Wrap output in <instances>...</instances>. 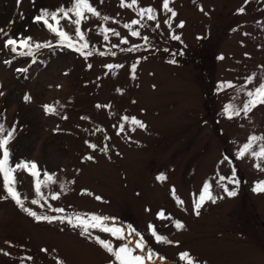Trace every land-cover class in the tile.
<instances>
[{"label": "rangeland", "instance_id": "374dc122", "mask_svg": "<svg viewBox=\"0 0 264 264\" xmlns=\"http://www.w3.org/2000/svg\"><path fill=\"white\" fill-rule=\"evenodd\" d=\"M89 3L101 17L85 13L83 41L74 14L60 19L74 43L67 48L34 17L67 10L74 0H0V124L15 128L10 166L34 162L43 182L37 193L28 171L15 174L24 207L38 215L79 214L89 223L92 216L108 219L87 233L67 221H37L7 195L0 174V264H115L96 237L114 248L128 244L144 264H188L180 259L184 252L193 264H264V193L253 191L264 181V160L251 150L238 158L250 136L264 137V105L231 119L225 112L227 105L242 109L247 92L264 83V0H170L175 17L163 0L132 7L121 0ZM148 7L155 20L139 15ZM28 37L29 55L22 54L29 48L5 47L9 38ZM85 41L81 54L75 48ZM46 105L55 111L46 112ZM131 117L146 127L132 125ZM45 173L51 181L44 182ZM233 174L238 185L228 183ZM161 175L166 179L158 180ZM205 183L217 199L206 200L197 214L194 201ZM222 184L237 195L227 196ZM176 221L184 227L177 229ZM149 225L170 243L158 242ZM103 226L121 228L123 238ZM141 237L143 251L135 247Z\"/></svg>", "mask_w": 264, "mask_h": 264}, {"label": "snow or ice", "instance_id": "6c2138e0", "mask_svg": "<svg viewBox=\"0 0 264 264\" xmlns=\"http://www.w3.org/2000/svg\"><path fill=\"white\" fill-rule=\"evenodd\" d=\"M18 2H19V0H18ZM246 2H247V0H246ZM136 3H137V0H131V4L125 5L124 0H121V6L122 7H124V6L132 7V6L136 5ZM169 3H170V0H163V8L166 11L170 12L172 17H175L176 13L172 10L171 7H169ZM202 10L203 9H201V11ZM239 11L241 13H243L244 8L241 7L239 9ZM69 13L74 14V16L76 17L75 20L72 22L76 25V27H75L76 37L82 41L84 40V33L82 32L80 25L82 23V20L86 19L85 13H90L93 16L101 17V13L89 3V0H74L73 6L71 8H68L67 10H65L64 8H60L59 10H57L55 12H49L48 10H41L40 15L34 17V22L43 23L49 29V31L55 33L58 37H60V40L62 43H66L68 47H74V43H73L71 37L68 35V33L59 28L60 19L71 20ZM60 14H62V15H60ZM145 14H147L148 20H155L156 19V16L154 14V9H152L151 7L139 9V15L142 18L145 16ZM102 19L107 21L109 19V17L103 16ZM50 20L54 21L55 23L50 22ZM139 23H140V21H138V20H133L131 22L132 25H136ZM165 23L168 24L169 21L166 20ZM124 27L130 28L131 25L125 24ZM157 27H159V25H157ZM179 27H183V22L180 23ZM102 31L107 33L109 31V29L105 28V29H102ZM114 34L119 35V33H115V32H114ZM131 35L132 36H139L140 33L138 31H132ZM104 39L107 40L108 36L105 35ZM172 39L179 40L180 37L178 35H173ZM30 40H31V37L20 39V40L9 38L5 42V47L11 46L12 52H17L18 46L21 48H29L28 52L22 53L24 55H29V54H31L30 53V45H29ZM122 42L126 43L127 41H122ZM45 46H47V45H45ZM36 47L39 48V47H41V45L37 44ZM88 47H89L88 43L85 41L79 47L75 48V50L81 52V54H85L84 50L87 49ZM128 51H132V49L130 48V49H128ZM103 54L104 53H101V55H103ZM86 55L91 56L92 52L88 51L86 53ZM172 62L174 63V61H172ZM107 67H109L111 69L113 67H122V66L121 65H115V66L114 65H108ZM135 69H136V65L134 64L132 66L133 73H135ZM248 80H249V82H251L252 77H249ZM221 87H224V86L222 85ZM227 87H232V85L229 83L227 85ZM247 96L249 97V99L247 100V102H245L243 104L242 109H236V108H234L233 105H227L225 107V112L229 113L230 119L232 118V115L239 116L241 111H243L244 114H247L249 111H251L257 105H264V83H260L259 86L256 87L254 90L248 91ZM28 99H29V97L26 96L25 100H28ZM98 107H100V106L98 105ZM45 111L46 112H54L55 109L46 105ZM123 120L129 121V117L125 116V117H123ZM130 123L132 125H136L139 128H145L146 127L142 121L136 119L135 117L130 118ZM123 130H124V125L121 124L120 125V131H123ZM132 130L135 131V128H133ZM5 132H6V134H5ZM14 133H15V128L6 131L5 126L3 124H0V150H2V153H3V158L0 159V174L3 175V188H4V191L7 193V195L9 197H11L16 202V204L19 205L26 213H28V215L32 216L37 221L43 220V221L52 222L53 220H59L62 223L67 221L69 224H72L74 227H82L83 231L86 233L88 232L89 227H91V228L101 227L102 220H107L108 219L107 217L101 218L99 216H92L91 221H93V222L89 223V221L82 219L79 214H76L74 217L38 215L36 212L32 211L31 209L24 207V202L20 198V193L16 190V185L18 183H21V181H19L17 179L15 174L17 172L23 171V170L28 171L31 176L36 178V192L37 193H39L41 191V183H43V182L39 180L40 172L37 169V166L34 162L20 161L19 163L15 164L14 167L10 166L9 159H10L11 153H10L7 146L10 143V141L14 138ZM257 141H264V137L250 136L248 138V142L245 143L241 147V149L238 153V158H243L251 150V155L254 158H257L258 160H264V145L260 146L259 151L252 150L254 143ZM89 147L95 149L96 145L90 144ZM102 151L106 152L107 147L102 149ZM87 159L91 160L93 158L91 156H89V157H87ZM255 166L258 169H261L260 163H257ZM261 170H264V169H261ZM157 179L163 181L164 179H166V177L161 175V176H158ZM225 179H226L225 177H220L221 181H223ZM51 180H52V176L45 173V181L44 182L51 181ZM227 180H228V183H230V184H233V185L239 184V181L235 178L234 174L232 177L227 178ZM220 186L224 188V191L226 192L227 196L235 197L237 195L236 190H230L226 185H223V184ZM61 187H63V186H61ZM210 188H211V186L208 183H205L198 200L194 201V208H195L197 214H199V209L201 208L202 204L206 200H209L213 203L216 202L217 197L212 194V191L210 190ZM253 191L257 192V193H264V181L257 182L255 184V186L253 187ZM173 196L175 197V189H173ZM57 198L58 197L56 195L52 196L53 200H55ZM175 198L177 199L178 204H183L182 200H179L178 197H175ZM220 198H223V197H220ZM96 199L99 200V199H101V197L97 196ZM31 203L32 204H38L39 200L33 199L31 201ZM52 210L57 212V213H62L64 211V209H62V208H56V209H52ZM158 216L160 218H164L163 211H161L158 214ZM175 227L177 229H181L184 227V225L182 223H180L179 221H176ZM149 228L152 230V235L155 237V239L158 242L170 243V241H167V239L165 237L157 235L155 229L151 225H149ZM101 230L110 233L113 237H116L117 239H122L123 235H124L123 230L121 228H109L107 226H103L101 228ZM131 231L135 232L136 230L133 228V229H131ZM136 234L140 235L138 232ZM95 239L108 253H110L112 255V257L114 258L115 264H144L145 257L140 256V255H134L133 249L129 248L128 244H124L118 248H114L110 241L101 239L100 237H96ZM135 247L137 249L142 250V251L144 250L143 237H141L140 241H138L136 243ZM152 256H153L152 252L149 251L147 254V259L151 260ZM28 259H31V257H28ZM180 259L181 260H187L188 264H193V260L190 258L189 254L187 252L181 253Z\"/></svg>", "mask_w": 264, "mask_h": 264}, {"label": "trees", "instance_id": "16d2710c", "mask_svg": "<svg viewBox=\"0 0 264 264\" xmlns=\"http://www.w3.org/2000/svg\"><path fill=\"white\" fill-rule=\"evenodd\" d=\"M41 24H43V23H41ZM43 25H44V24H43ZM44 26H45V25H44ZM45 27H46V26H45ZM46 28H47V27H46ZM47 29H48V28H47ZM61 45L64 46V47H67V48H71V47H68L66 43H62V42H61ZM35 56H36V55H35ZM33 58H34V56H33ZM36 59H37V57L34 59V61H35ZM10 198H11V197H10Z\"/></svg>", "mask_w": 264, "mask_h": 264}]
</instances>
